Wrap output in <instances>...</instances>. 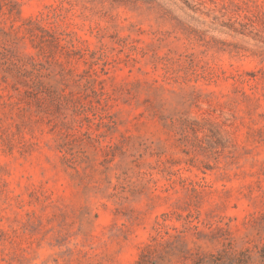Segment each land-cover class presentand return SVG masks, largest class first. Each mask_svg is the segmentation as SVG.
<instances>
[{
	"label": "rangeland",
	"instance_id": "1",
	"mask_svg": "<svg viewBox=\"0 0 264 264\" xmlns=\"http://www.w3.org/2000/svg\"><path fill=\"white\" fill-rule=\"evenodd\" d=\"M0 264H264V0H0Z\"/></svg>",
	"mask_w": 264,
	"mask_h": 264
}]
</instances>
